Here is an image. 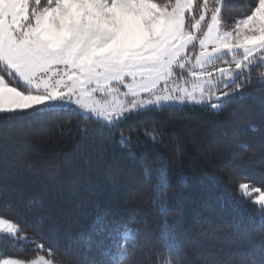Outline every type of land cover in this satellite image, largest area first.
Returning a JSON list of instances; mask_svg holds the SVG:
<instances>
[{"label":"snow or ice","instance_id":"1","mask_svg":"<svg viewBox=\"0 0 264 264\" xmlns=\"http://www.w3.org/2000/svg\"><path fill=\"white\" fill-rule=\"evenodd\" d=\"M228 7L226 0H0V127L77 116L79 135L88 134L86 122L97 125L153 186L162 217L155 242L135 213L96 203L71 237L81 264H134L138 252L147 264H264V183L238 185L257 206L250 223L258 244L237 222L223 239V255L208 258L199 233L169 220L172 164L162 149L175 154L176 182L186 186L184 147L152 116L194 109L218 115L264 90L255 75L264 69V0L231 25L224 22ZM141 117L150 123H128ZM60 131L73 135L72 128ZM42 224L0 212V264H65L58 238L47 239ZM5 242L15 251L5 252Z\"/></svg>","mask_w":264,"mask_h":264},{"label":"trees","instance_id":"2","mask_svg":"<svg viewBox=\"0 0 264 264\" xmlns=\"http://www.w3.org/2000/svg\"><path fill=\"white\" fill-rule=\"evenodd\" d=\"M255 2L226 0L230 7L224 9V22L233 24ZM260 72L264 69L255 75L264 79ZM152 116L184 147L186 186L176 182L175 154L162 149L172 164L169 220L180 221L189 234L199 233L200 251L208 258L223 255V239L235 231L237 222L248 227L252 243L258 244L261 235L250 223L257 206L240 194L238 185L264 183V90H255L218 115L194 109ZM79 119L61 117L32 126L0 127V188L4 189L0 212L29 225L42 220L43 235L49 240L56 235L65 264H81L82 249L71 243V237L87 224L96 203L135 213L145 221L140 227L153 243L162 219L152 203V183L144 179L140 164L114 138L98 135L92 122H86L88 134L79 135ZM128 123L140 126L150 120L141 117ZM65 127L73 129L75 139L61 134ZM133 151L138 154L140 149ZM2 247L5 252L15 251L7 242ZM134 264H147L144 252L137 253Z\"/></svg>","mask_w":264,"mask_h":264}]
</instances>
